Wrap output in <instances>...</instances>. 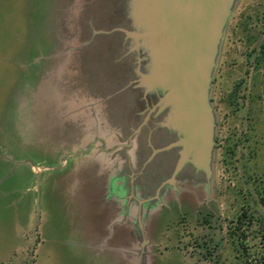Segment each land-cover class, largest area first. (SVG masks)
<instances>
[{
	"label": "rangeland",
	"instance_id": "obj_1",
	"mask_svg": "<svg viewBox=\"0 0 264 264\" xmlns=\"http://www.w3.org/2000/svg\"><path fill=\"white\" fill-rule=\"evenodd\" d=\"M104 1L0 0V157H8L0 158V264L28 262L35 218L30 264H245L259 258L264 0H234L219 42L209 92L210 177L205 181L204 170L189 161L172 170L164 150L150 153L168 131L159 126L154 137L150 121L142 172H152L156 161L157 177L143 181L134 170L128 191L117 190L111 204L104 190L113 183L101 185L94 161L83 153L96 125L93 86L78 73L82 54L56 50L62 43L77 48L90 37L106 42L95 35L104 11L95 19L83 11ZM119 1L112 4V22L126 12V1ZM33 165L46 168L33 174ZM142 186L148 190L141 194ZM120 204L132 217L115 238L113 223L125 213Z\"/></svg>",
	"mask_w": 264,
	"mask_h": 264
},
{
	"label": "water",
	"instance_id": "obj_2",
	"mask_svg": "<svg viewBox=\"0 0 264 264\" xmlns=\"http://www.w3.org/2000/svg\"><path fill=\"white\" fill-rule=\"evenodd\" d=\"M122 1L120 0L118 4L123 5ZM145 1L148 2L143 5L142 10L147 12L148 18L142 20L145 25V31L142 33H132L126 29L130 20L125 19L124 13L121 17L118 16L119 18L114 22L110 21V16L113 15L112 4L116 3L114 0L100 2L99 7H94V9L92 6L90 9L84 8L83 11L86 15L94 19L97 10L104 11L106 15L105 22V18L102 17L104 26L101 27V23L98 25L96 22L98 33L95 35H100V40L105 39L106 42H93L90 41L92 39L90 37L89 41L80 44V53L84 60L81 64L84 73L81 74L89 77L88 86L92 85L93 79L98 80L100 75L102 83H99L102 88L104 86L106 88L108 64L104 58L109 53L104 55L106 51H100L98 48L94 50L93 45L128 43L133 42L132 38L135 40L142 38L146 44L150 43L155 53H147L145 57L147 59L150 57L151 62L156 59L153 61L156 65L149 64L144 73L140 74L141 79L147 80L148 87H151L148 92L146 91L144 98L146 107L143 111L145 115L141 123L128 136V144L131 146L133 154L136 153L134 138L142 140L144 158L142 163L133 161L131 174L134 170L135 172L139 171L136 172L139 178L141 175L145 176L143 181L147 178L149 180L152 177H157L156 161H154L152 172L147 175L142 172L143 166L147 169V155H149L144 131L149 128L148 125L151 121L154 124L152 128L154 137L158 135L159 126L164 127L165 125L168 131L164 134L165 143L162 146L157 147L155 144L154 149H151L152 144H150V153L164 150L166 155L163 162H169L170 166L172 165V170L177 163L189 161L204 170V178L207 181L211 175L214 129L209 92L219 42L234 0H200L201 4L199 5L197 0ZM131 2L132 8L136 1L131 0ZM200 5L198 12H192V6ZM125 9L126 7L123 6L122 10ZM90 24L92 25L91 21ZM92 34L91 36H94V33ZM98 68H100V73H98ZM99 83L95 82V85L98 87ZM153 85H156L155 87L160 90V95L157 98L153 96ZM163 166H167V164ZM155 172L157 173L155 174ZM144 187L146 186H142L140 189L146 192L148 188ZM158 188L157 183L155 190L157 191ZM36 220L37 218L32 226V244L26 264H30L33 256Z\"/></svg>",
	"mask_w": 264,
	"mask_h": 264
},
{
	"label": "crops",
	"instance_id": "obj_3",
	"mask_svg": "<svg viewBox=\"0 0 264 264\" xmlns=\"http://www.w3.org/2000/svg\"><path fill=\"white\" fill-rule=\"evenodd\" d=\"M135 1V5L133 4L134 6L131 8V0H126L127 6L124 17L126 20H130L126 29H129L132 33H142L145 31V25L142 23V20L148 18L147 12H144L142 9L143 5L148 1ZM197 4H201L200 0H197ZM200 7L201 5L198 7L192 6V12H198ZM132 41L133 42L128 43L120 42L109 43L108 45H93L94 50L98 48L100 51H106L104 55L109 53V58H116L114 63L107 65L106 88H104L105 86L103 88L101 87L100 83L102 82H100L99 74L98 80L91 79L93 86L91 114L96 126L92 133V138L87 141V143L92 142L91 146L88 147L89 145H84L86 150L83 151V153H88L90 159L94 161V169L98 172L99 183L103 186H108L109 181L113 183L111 185L114 187L110 189L108 186V188L104 190V192L112 194L110 197L106 198L105 202L109 203L117 202V190L120 191L119 194H125L126 191H128L127 185L132 170V163L133 161L143 162L144 158L142 140L134 138V145H137V147L135 150L136 153L133 154L132 148H130L131 146L128 144V136L143 120L145 115L143 110L146 107L144 98L146 91L148 92L149 88H151L148 87L149 82L147 80L141 79L140 74L144 73L149 64L152 63V65H156V63L153 62L156 59L151 62L150 57L148 58L149 60L145 57L147 53H155L150 43L146 44L142 38H138L137 40L132 38ZM60 46L61 47H58L56 50H80V45H78L77 48H73L70 44L62 43ZM80 62H84V60ZM93 70L95 71V67ZM79 73H84V68H80ZM98 73H100V68H98ZM95 82H100L98 87L95 85ZM155 86L156 85H153L152 92L153 96L157 98L160 95V90ZM89 105L91 104L89 103ZM89 105L87 104V106ZM93 148L94 150L92 152L91 150ZM0 158L8 159L7 156ZM45 168L46 166L40 167L33 165L31 171L33 174L40 173V171H43ZM117 170H120L119 174ZM123 188L125 189V193ZM110 190L113 193H111ZM139 192L141 193L142 189L139 188ZM122 205L120 204L119 206L124 208L125 213L120 212L122 214L120 215V220L116 217V222L113 223L115 227L113 233L116 234L114 236L115 238L118 232V230L116 232V229L120 228L121 232L124 234L127 227L130 225L128 223V217H132L130 213L128 214L130 210L127 205ZM115 206H118V204H115ZM115 206L113 205L112 208H115ZM112 242L116 243L117 241Z\"/></svg>",
	"mask_w": 264,
	"mask_h": 264
},
{
	"label": "trees",
	"instance_id": "obj_4",
	"mask_svg": "<svg viewBox=\"0 0 264 264\" xmlns=\"http://www.w3.org/2000/svg\"><path fill=\"white\" fill-rule=\"evenodd\" d=\"M235 92V90L233 91ZM233 93H231L230 96H232ZM260 199L264 205V192L261 194L260 196ZM242 216L243 217H247V211H243L242 213ZM249 217H252V216H249ZM260 220V224L263 223V221L261 220V218L259 219ZM262 226V225H261ZM261 235H260V244H261V247H262V251L260 252V256L259 258H255V259H252V260H245V264H264V228L261 229Z\"/></svg>",
	"mask_w": 264,
	"mask_h": 264
}]
</instances>
